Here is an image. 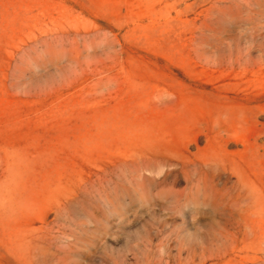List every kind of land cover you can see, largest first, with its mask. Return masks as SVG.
Instances as JSON below:
<instances>
[{"label":"rangeland","instance_id":"1","mask_svg":"<svg viewBox=\"0 0 264 264\" xmlns=\"http://www.w3.org/2000/svg\"><path fill=\"white\" fill-rule=\"evenodd\" d=\"M0 264H264V0H0Z\"/></svg>","mask_w":264,"mask_h":264},{"label":"bare ground","instance_id":"2","mask_svg":"<svg viewBox=\"0 0 264 264\" xmlns=\"http://www.w3.org/2000/svg\"><path fill=\"white\" fill-rule=\"evenodd\" d=\"M167 161V160H166ZM147 162H150V161H147ZM156 162V161H155ZM146 163V162H145ZM153 165V164H152ZM193 165V164H192ZM150 166H151V163H150ZM155 166V165H154ZM158 166V165H157ZM140 169V168H139ZM157 169V168H156ZM189 172V171H188ZM190 173V172H189ZM191 178V177H190ZM246 187V186H245ZM247 188V187H246ZM248 189V188H247Z\"/></svg>","mask_w":264,"mask_h":264}]
</instances>
